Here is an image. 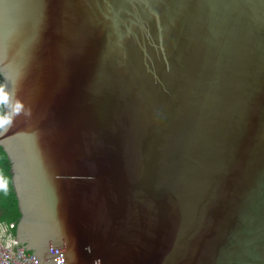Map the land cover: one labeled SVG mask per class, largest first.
Wrapping results in <instances>:
<instances>
[{
  "label": "water",
  "instance_id": "1",
  "mask_svg": "<svg viewBox=\"0 0 264 264\" xmlns=\"http://www.w3.org/2000/svg\"><path fill=\"white\" fill-rule=\"evenodd\" d=\"M0 80L23 264H264V0H0Z\"/></svg>",
  "mask_w": 264,
  "mask_h": 264
},
{
  "label": "trees",
  "instance_id": "2",
  "mask_svg": "<svg viewBox=\"0 0 264 264\" xmlns=\"http://www.w3.org/2000/svg\"><path fill=\"white\" fill-rule=\"evenodd\" d=\"M0 117H5L4 103H0ZM2 127H0V131ZM12 176L10 162L3 147L0 146V179H3L6 183V190L0 189V223L14 224V234L17 236L16 230L22 215L19 210L18 198L13 185ZM26 252L32 254V251L26 250Z\"/></svg>",
  "mask_w": 264,
  "mask_h": 264
},
{
  "label": "built area",
  "instance_id": "3",
  "mask_svg": "<svg viewBox=\"0 0 264 264\" xmlns=\"http://www.w3.org/2000/svg\"><path fill=\"white\" fill-rule=\"evenodd\" d=\"M14 224L0 223V264H23L21 261Z\"/></svg>",
  "mask_w": 264,
  "mask_h": 264
},
{
  "label": "clouds",
  "instance_id": "4",
  "mask_svg": "<svg viewBox=\"0 0 264 264\" xmlns=\"http://www.w3.org/2000/svg\"><path fill=\"white\" fill-rule=\"evenodd\" d=\"M6 97V99H5ZM8 100V96L4 94V92H0V103H4ZM16 114H19V111L17 110ZM10 117H0V123L6 124L10 122ZM0 189L6 190V183L3 179H0Z\"/></svg>",
  "mask_w": 264,
  "mask_h": 264
},
{
  "label": "snow or ice",
  "instance_id": "5",
  "mask_svg": "<svg viewBox=\"0 0 264 264\" xmlns=\"http://www.w3.org/2000/svg\"><path fill=\"white\" fill-rule=\"evenodd\" d=\"M3 90L2 89H0V92H2ZM5 99H6V97H5ZM18 108H19V105L17 106ZM4 124L3 123H0V127H2Z\"/></svg>",
  "mask_w": 264,
  "mask_h": 264
}]
</instances>
